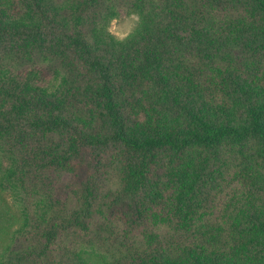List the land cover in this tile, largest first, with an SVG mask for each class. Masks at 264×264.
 Listing matches in <instances>:
<instances>
[{"label": "trees", "instance_id": "1", "mask_svg": "<svg viewBox=\"0 0 264 264\" xmlns=\"http://www.w3.org/2000/svg\"><path fill=\"white\" fill-rule=\"evenodd\" d=\"M0 264H264V0H0Z\"/></svg>", "mask_w": 264, "mask_h": 264}, {"label": "rangeland", "instance_id": "2", "mask_svg": "<svg viewBox=\"0 0 264 264\" xmlns=\"http://www.w3.org/2000/svg\"><path fill=\"white\" fill-rule=\"evenodd\" d=\"M137 19L134 14L123 15L112 22L111 31L119 37H124L133 31L137 24Z\"/></svg>", "mask_w": 264, "mask_h": 264}]
</instances>
